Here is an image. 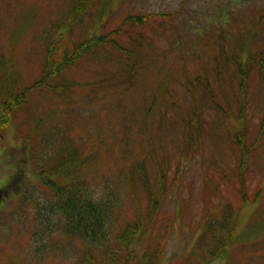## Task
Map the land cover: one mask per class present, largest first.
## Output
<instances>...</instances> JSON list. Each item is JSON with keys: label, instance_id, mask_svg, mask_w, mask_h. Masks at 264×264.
<instances>
[{"label": "trees", "instance_id": "trees-1", "mask_svg": "<svg viewBox=\"0 0 264 264\" xmlns=\"http://www.w3.org/2000/svg\"><path fill=\"white\" fill-rule=\"evenodd\" d=\"M142 16L129 0H70L57 16L44 25L38 36L42 57L39 74L30 84L14 67L11 55L0 49V124L6 125V117H16L19 139L28 143V160L38 181L51 192L48 208L53 216L62 219L60 224L63 222L70 235L78 237L89 247L81 255L79 264H153L159 261L161 249L156 251L159 242L154 244V240L159 241L160 236L169 235L171 228V223H163V206L166 199L177 196L175 188H171L170 196L166 192L169 174H172V169H179L192 160V150H197L202 157L208 139L213 142L219 140L205 127L208 123L205 115L216 109L215 105L207 109L203 101L215 104L222 72L215 67L213 79L206 70L189 76L182 67L173 69L165 66L164 73L157 68L162 75L160 82L154 87L146 85L143 88L141 80L146 62L154 60L153 54L159 53L155 43L167 25L173 24V19L170 16L159 19L157 16L149 21L150 25L156 23V27L151 28L149 34H143L138 29ZM263 16L262 8L252 15L249 20L252 28L248 34L250 37H264V23H259L257 30L254 28L258 17ZM210 17L213 20L215 15ZM212 20L204 22L208 36L231 37L229 21L226 22L228 29L218 33L212 30L218 26ZM239 31L237 35L242 37L245 31L242 28ZM177 44L173 39L170 48ZM219 47L228 54L225 44L219 43ZM263 54H248L245 60L239 58L240 61L230 55L226 57L236 66L233 68L237 77L234 84L236 105L232 104L228 93L224 95L226 109L216 105L220 121L211 122L219 129L218 133H226L222 135H226L229 147H238L241 154L248 147L241 159V167L231 172V169L220 166L219 157H213L212 153V158L205 154L207 169L201 168L204 192L213 194L221 190V179L224 178L238 184L236 191L243 203L255 205L251 226L260 225L262 228L264 188L251 198L247 195L245 159L250 158L252 150L261 149L264 99L257 103L261 113L256 116L258 130L254 138L243 135L242 130H235V126L230 134L227 121L233 120L234 124L236 119L239 124H246L247 113L243 112L245 102L249 103L246 86L255 72V65L256 77L264 78ZM219 61L215 60L216 63ZM77 70L83 73L85 80L77 79ZM178 85H183L189 95L186 107L177 95ZM133 93L138 103L129 107L125 98ZM118 110L119 116L105 119ZM98 116L106 121L110 130L115 129L113 132L122 153L132 157L131 163L120 169L122 174L117 177V182L105 178L98 182L87 179L84 162L90 159L93 163L96 157L92 159L90 153L84 154L82 141L72 137L71 130L87 121L94 129V119ZM74 121L79 123L73 125ZM176 131L180 132V139ZM246 142L253 146L242 148ZM21 171L11 173V178L22 175ZM176 176L172 174L170 181H175ZM119 179L126 185V191L121 192L128 195L132 206L138 203L135 197L143 200L136 207L134 219L125 220L123 225H118L119 213L123 209L122 197L117 192ZM219 203L216 213L206 212L202 217L200 232L189 257L199 254L205 262L218 258L230 263L239 236L236 213L229 201ZM133 242L139 243L134 257L130 248ZM246 247L248 254L255 253L258 248L257 243ZM251 263L260 264L257 256L251 259Z\"/></svg>", "mask_w": 264, "mask_h": 264}, {"label": "rangeland", "instance_id": "rangeland-1", "mask_svg": "<svg viewBox=\"0 0 264 264\" xmlns=\"http://www.w3.org/2000/svg\"><path fill=\"white\" fill-rule=\"evenodd\" d=\"M69 2L70 0H0V49L11 55L14 67L24 75L22 77L28 84L39 74L42 45L38 36L44 25L57 16ZM129 3L143 14V20L138 26L143 34H149L150 29L156 27V23L150 25L149 21L157 16L159 19L162 16H170L173 19V24L167 25L166 31L161 32L160 38L155 43L159 53L153 54L154 60L146 62L141 80L143 88L146 85L154 87L160 82L162 75L158 73L157 68H161L164 73L165 66L173 69L182 67L189 76L201 74L206 70L208 76L213 79L215 76L212 77V73L214 74L216 68L222 72L221 86L217 87L215 104L203 101L207 109L215 105L216 109L207 111L208 114L205 115V121L208 122L205 127L212 135L218 136L219 140L213 142L208 139L202 157L197 150H192V160L181 165L179 169H172L171 173L178 175L176 179H173L175 181H170L172 174H169L166 192L170 196L171 188H175L177 196L165 200L162 210L163 223H171V228L169 235L160 236L159 241L154 240V244L159 242V247L155 248L156 251L159 249L161 251L158 256L159 261L153 264H191L192 262L226 264L224 260L218 258L207 262L202 261L199 254L189 257L200 232L202 217L206 212L216 213L219 201V205L224 201L232 204L236 213V230L239 234L235 244L237 247L234 249L230 263L227 264H254L251 263V259H255L256 256L259 263L264 264V227L251 226L255 205L244 204L240 193L236 191L238 184L226 178L221 179V190L218 189L213 194L204 192L202 188L204 175L201 171V168L204 170L203 168L208 167L205 154L212 158V153L213 157H219L220 166L231 169V172L239 169L243 163L241 159L248 151L246 146H253L248 142L245 145L242 144L241 147H246V150L244 154H241L242 151L238 147L232 148L226 144V135H222L226 133L220 131L219 136V129L211 122L212 120L220 121V116L216 114L218 110L216 105L226 109L224 95L228 93L232 104L236 105L237 91L234 84L237 83L235 81L237 77L233 71L236 66L226 57L230 55L234 59L245 60L248 54L264 52V37L248 35L252 31L249 20L258 8L264 11V0H244L239 4L228 0H129ZM218 11H220L219 14ZM211 14L215 15L213 20L210 17ZM258 18L257 26L254 25L256 30L259 23H264V16ZM205 20L216 22L218 26L212 30L218 33L224 28L228 29L226 22L229 21L231 37L225 39L208 36ZM148 26H150L149 30H147ZM240 27L245 31L242 37L237 35L241 32ZM173 39H176L178 44L171 49ZM219 43L225 44L228 54L221 51ZM217 59L220 60L219 63L215 62ZM253 71H257L256 65L253 66ZM255 72L248 79L249 85L246 86V97L249 102H245L243 106V112L247 113L246 124H239L236 119L234 124L233 120L227 121L230 134L235 126V130H242L241 133L251 136V139L258 130L256 116L261 113L258 109L260 105L257 103L264 99V78H257ZM76 76L80 80L86 78L82 77L83 73L79 70L76 71ZM135 95L133 93L131 97L125 98L129 107L130 105L134 107L138 103ZM177 95L186 107L189 95L183 85L177 86ZM238 105L240 106V102ZM232 109L235 111L234 108ZM117 116H119V110L114 114H108L105 119ZM6 119L5 126L0 124V264H79L81 255L89 247L83 244L81 239L67 232L63 222L60 224L62 219L59 216H53L48 208L52 197L51 192L38 181L35 175V169L28 160V143L19 139L16 117H6ZM94 120L96 121L94 129L87 121L71 130L73 139L82 141L84 154L90 153V158L96 157L93 163L90 159L84 162L85 176L96 182L100 181V178L117 182V177L122 174L120 169L131 163L132 157L122 153L117 136L113 132L115 129L110 130L111 127L99 116ZM75 123L79 122L74 121L72 124L75 125ZM176 132L177 138L180 139V132ZM262 142L264 143V138H261L259 144L261 149H255L254 152L252 150L250 158L245 159L247 160L245 189L250 198L264 188ZM20 169L22 175L11 178V173H17ZM211 177L215 179L214 176L211 175ZM121 190L126 191V185L119 179L117 192L122 197L123 209L119 213L118 225H123L125 220L134 219L138 203H143L141 197H135L138 203L132 206L131 199ZM256 243L258 246L256 252L248 254L246 246ZM130 248L134 257V250L139 249V243L133 242Z\"/></svg>", "mask_w": 264, "mask_h": 264}, {"label": "flooded vegetation", "instance_id": "flooded-vegetation-1", "mask_svg": "<svg viewBox=\"0 0 264 264\" xmlns=\"http://www.w3.org/2000/svg\"><path fill=\"white\" fill-rule=\"evenodd\" d=\"M228 1L232 2V3H235V4H239V3L243 2L244 0H228ZM219 12H218V14H219Z\"/></svg>", "mask_w": 264, "mask_h": 264}]
</instances>
